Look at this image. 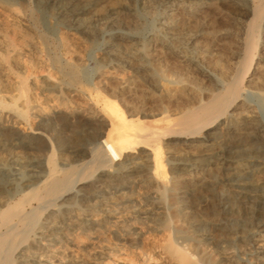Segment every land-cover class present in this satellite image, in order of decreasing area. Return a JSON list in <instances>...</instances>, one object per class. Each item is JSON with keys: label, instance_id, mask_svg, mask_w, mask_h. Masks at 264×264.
I'll return each mask as SVG.
<instances>
[{"label": "bare ground", "instance_id": "1", "mask_svg": "<svg viewBox=\"0 0 264 264\" xmlns=\"http://www.w3.org/2000/svg\"><path fill=\"white\" fill-rule=\"evenodd\" d=\"M98 1L0 0V264H158L95 247L140 189L138 219L163 233L165 264H240L237 239L253 246L247 264H264V0H123L103 16ZM152 3L162 9L146 35L121 26L119 9L138 17ZM222 6L239 25L206 45L189 24ZM64 127L70 141L55 146ZM246 131L255 142L234 139ZM217 182V237L197 235L185 198ZM146 232L126 238L137 247Z\"/></svg>", "mask_w": 264, "mask_h": 264}, {"label": "rangeland", "instance_id": "2", "mask_svg": "<svg viewBox=\"0 0 264 264\" xmlns=\"http://www.w3.org/2000/svg\"><path fill=\"white\" fill-rule=\"evenodd\" d=\"M123 0H99L97 4L95 5V11L97 14L100 16L102 15H107L108 11L112 7H118L121 4H123ZM119 9V8H118ZM138 10L137 16L135 17L131 14L126 13L125 11H122L121 9L118 10V20L121 24V26L124 28L125 26L129 30H134V29H140L142 31V35H146L148 32L152 30V28L155 26L157 22V17L161 12L162 6H160L158 3H152L149 6H145L144 8L136 7ZM204 15L193 18L189 24L191 30H201L203 31V34L200 38V41L202 43H205L206 45H211L214 42V38L212 36V32L216 31L218 29L222 28H230V29H235L239 25V20H240V13L237 10H234L231 7H226L222 6L219 7L216 10H204ZM103 32L106 34H109L112 32V28H109V25H105L102 27ZM217 41V39L215 40ZM102 47V40L101 36H98L96 38V44L91 52L90 55H87L84 58L85 65L91 69L94 66V58L99 56L100 50ZM264 51V50H263ZM186 74H189V72L185 71ZM194 77L193 79L201 83L203 86H207L206 83L201 82L198 77ZM252 103H257L256 100L251 99ZM144 112L146 114L141 115V118L145 122H149L151 120V117L148 116L149 109L144 107ZM259 112V118L260 120H264V107H260L257 109ZM249 133V134H248ZM57 135H53V139L55 141V146L59 145H64L68 141H70V129L68 128H61L59 130V133H56ZM60 136V138H57ZM251 134L249 131L240 133V135H236L234 139L236 141H239L241 143H248L250 140L255 142L252 137H250ZM42 149V147L40 148ZM166 163V162H165ZM74 165V164H73ZM166 170L168 173L169 166L166 164ZM226 189V186L222 182H217L214 183V185L209 189L208 191L206 190H196L191 195H187L185 198V202L187 205H189L193 211V220L196 221L197 223H200L201 230L197 231V235L201 233L208 234L211 237H217L218 231L214 227V223L220 219L219 215L214 214V208L213 206H216V201L212 197V192L214 193H222ZM131 202L128 203L126 211H123L124 217L126 215V220L120 227H113L112 223H108V225H111L110 229H101L100 231H97L95 233L97 236V239L95 240V247L99 248L101 246H109L113 248L115 252V257L114 259L118 261L124 260L126 261H131L135 259V257L131 256L130 253H138L141 250L148 255H150L153 260H156L155 262H159L158 264H165L166 262L163 261L165 259L161 258L159 256V246L163 243V238L164 235L161 232H155L152 231L151 229L155 227L154 224L151 222L143 223L140 222L138 219V214H137V208L139 206L141 197L143 196V189L140 190H131ZM118 200V196L116 194L111 195V201L112 204L116 203ZM235 205L238 207L239 210L241 211H246L250 205L249 201L248 202H242L238 203L236 202ZM116 205L113 204L111 205L110 209H115L116 212H121L122 210H117ZM135 230H140L141 232H147L143 235L142 239V244L138 247L132 245L129 241L127 236H131L130 233H132ZM121 235L125 236V240H121L119 237ZM87 235H83L82 238L84 240L88 239L86 237ZM87 241V240H86ZM250 242H241L238 239L235 241L234 246H229L230 250H233L237 252L236 255H238V259L240 264H247L248 262H251L253 259V256L250 254L253 252V246L252 244L250 245ZM142 246V247H141ZM141 249L140 251L137 249ZM143 248V249H142ZM138 250V252H137ZM250 252V253H249ZM121 253H126L129 254L123 255ZM158 254V255H157ZM250 254V255H249ZM157 256V257H156ZM240 257V258H239ZM243 259H242V258ZM133 258V259H132ZM156 258V259H154ZM251 259L249 261V259ZM84 259L87 260L88 262H97V264H102L105 262L104 259L96 258L93 259V256H84ZM241 259V260H240ZM128 261V262H129ZM242 261V262H241ZM244 261V262H243ZM165 262V263H164Z\"/></svg>", "mask_w": 264, "mask_h": 264}]
</instances>
